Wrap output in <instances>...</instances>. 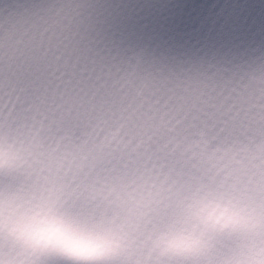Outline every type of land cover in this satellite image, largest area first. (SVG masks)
<instances>
[{
    "label": "snow or ice",
    "instance_id": "6c2138e0",
    "mask_svg": "<svg viewBox=\"0 0 264 264\" xmlns=\"http://www.w3.org/2000/svg\"><path fill=\"white\" fill-rule=\"evenodd\" d=\"M167 7L0 0V264H264V44Z\"/></svg>",
    "mask_w": 264,
    "mask_h": 264
}]
</instances>
